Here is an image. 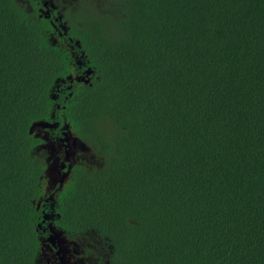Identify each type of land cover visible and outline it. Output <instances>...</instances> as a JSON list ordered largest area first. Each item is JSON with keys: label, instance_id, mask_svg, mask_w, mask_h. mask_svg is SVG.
<instances>
[{"label": "trees", "instance_id": "obj_1", "mask_svg": "<svg viewBox=\"0 0 264 264\" xmlns=\"http://www.w3.org/2000/svg\"><path fill=\"white\" fill-rule=\"evenodd\" d=\"M89 234L110 264H264V0H0V264Z\"/></svg>", "mask_w": 264, "mask_h": 264}, {"label": "rangeland", "instance_id": "obj_2", "mask_svg": "<svg viewBox=\"0 0 264 264\" xmlns=\"http://www.w3.org/2000/svg\"><path fill=\"white\" fill-rule=\"evenodd\" d=\"M51 8H55L53 3L50 4ZM54 41L55 38L53 39ZM75 64L80 65L79 58L75 55ZM80 77V76H78ZM75 76H69L67 79H60L57 81L55 89L58 90L63 86L70 87L75 79ZM35 133L38 136H41L45 144H43L38 150L37 153L39 155H45L47 158V164L49 166L46 178L51 181H58L61 179V167L60 163H62L64 159L63 147L57 139H55L53 133L50 130L43 129L40 126L34 127ZM70 136V135H69ZM69 146L71 151L73 152V161H84L88 164L96 163V159L88 147L77 140V138L70 136L69 138ZM53 217V216H52ZM53 232L57 235L58 230L53 228ZM57 232V233H56ZM60 238L65 246V257L68 258L69 264H110L109 263V254L110 247L97 238L95 234H89L86 238L81 239L80 241H74L71 239H67L64 235H60ZM87 249H93L97 255H93L92 253H87ZM87 253V254H86ZM37 264H60L59 261L53 256L50 255V252L44 250V253L38 258Z\"/></svg>", "mask_w": 264, "mask_h": 264}, {"label": "water", "instance_id": "obj_3", "mask_svg": "<svg viewBox=\"0 0 264 264\" xmlns=\"http://www.w3.org/2000/svg\"><path fill=\"white\" fill-rule=\"evenodd\" d=\"M43 127H48V128H51L52 127V124H42ZM68 139H63L61 138V141L64 143L65 141H67ZM64 146H65V152H66V159L68 160L69 159V150L67 149V146L66 144L64 143ZM64 176L65 174L62 175L61 177V182L62 180L64 179ZM54 247L56 246V239L55 237L53 236H50L48 239H47ZM57 256H58V259L60 260L61 264H66V261L61 253L60 250L57 251Z\"/></svg>", "mask_w": 264, "mask_h": 264}, {"label": "snow or ice", "instance_id": "obj_4", "mask_svg": "<svg viewBox=\"0 0 264 264\" xmlns=\"http://www.w3.org/2000/svg\"><path fill=\"white\" fill-rule=\"evenodd\" d=\"M89 264H92V262H89Z\"/></svg>", "mask_w": 264, "mask_h": 264}]
</instances>
